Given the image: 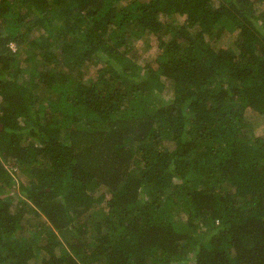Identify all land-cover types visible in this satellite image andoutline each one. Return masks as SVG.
<instances>
[{"label":"trees","instance_id":"trees-1","mask_svg":"<svg viewBox=\"0 0 264 264\" xmlns=\"http://www.w3.org/2000/svg\"><path fill=\"white\" fill-rule=\"evenodd\" d=\"M261 123L264 0H0V264H264Z\"/></svg>","mask_w":264,"mask_h":264},{"label":"rangeland","instance_id":"rangeland-1","mask_svg":"<svg viewBox=\"0 0 264 264\" xmlns=\"http://www.w3.org/2000/svg\"><path fill=\"white\" fill-rule=\"evenodd\" d=\"M231 38V36L230 35H227V36H225V37H223V39L221 40V42H220V44H224V45H229L230 44V42H232L233 40H234V38L232 37V39H230ZM138 43H140V41H138ZM150 45H151V47L149 48V50L147 51V53H146V56H148L149 54H152V52H154L155 50H156V48H157V41L155 40V37L154 38H151V41H150ZM13 46V45H12ZM14 47V46H13ZM91 68H93V71H94V69L96 68L95 67V65H92V67ZM258 129H260V130H263V132H264V123H261L260 125H259V127H258ZM9 170H11L12 171V176L15 174V172L17 173H19V170H17L16 169V167H14V168H8ZM17 176L16 175H14V179L16 178ZM16 180V182H18L17 181V179H15ZM17 184V183H16ZM97 208V207H96ZM94 211H95V209H94ZM41 219H43V218H41ZM44 220V219H43ZM33 223L34 222H36V220L35 221H32ZM22 225H23V227L25 228V230L23 231V233H24V235H28L30 232V228L32 227V225L30 224V221L29 220H23V222H22Z\"/></svg>","mask_w":264,"mask_h":264}]
</instances>
